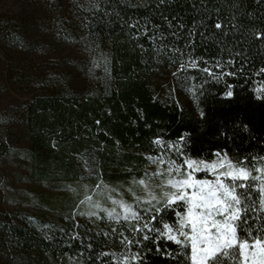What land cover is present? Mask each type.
Listing matches in <instances>:
<instances>
[{
  "label": "trees",
  "instance_id": "1",
  "mask_svg": "<svg viewBox=\"0 0 264 264\" xmlns=\"http://www.w3.org/2000/svg\"><path fill=\"white\" fill-rule=\"evenodd\" d=\"M258 31L264 32V0H0V86H10L18 100L0 119L13 133L2 130L0 157L20 159L22 181L76 196L59 211L42 200L33 211H0V264H115L97 255L119 252L128 224L103 213L100 220L80 216L88 205L80 204L85 194L77 196L76 188L85 183L86 194L104 207L111 203L105 185L121 200L130 192L121 196L120 189L138 186L133 199L146 201L131 202L138 212L165 200L171 190L138 195L141 179L154 180L157 164L147 156L161 154L156 137L174 142L186 133L183 147L192 158L211 161L220 152L252 174L253 165L264 168V160H252L264 156V99L252 91L264 89V73L255 75L264 67ZM189 57L201 58L200 68L205 60L211 66L216 58H232L230 70H242L218 83H205L206 74L195 69L173 77ZM189 76L202 85L196 99ZM226 84L233 86L231 98L222 95ZM194 175L214 179L204 170ZM97 185L104 190L94 194ZM182 203L163 210L153 226L174 225ZM73 208L75 220H65ZM248 215L249 224L264 227L259 214ZM144 243L132 246L140 259L129 264H191L176 256L173 242Z\"/></svg>",
  "mask_w": 264,
  "mask_h": 264
},
{
  "label": "snow or ice",
  "instance_id": "2",
  "mask_svg": "<svg viewBox=\"0 0 264 264\" xmlns=\"http://www.w3.org/2000/svg\"><path fill=\"white\" fill-rule=\"evenodd\" d=\"M160 2L163 3L164 0ZM129 27H135V25H129ZM214 27L220 29L221 22L217 21ZM254 36L259 40L264 36V32H255ZM170 51L175 53L177 50L173 48ZM198 59L201 58L189 57L180 63V66L172 73L173 77L179 79L177 74L181 71L188 72L195 69L206 74L205 83L207 78L218 83L224 77H234L238 71L242 70V68L230 70L235 63L232 58L227 60L216 58L211 66L205 60L203 68L199 67ZM172 63H175V60ZM262 73H264V67H261L255 75ZM187 79L193 81L188 87V92L192 94L193 99H196L198 95L202 96L204 93L199 90L202 85L195 82L196 77L189 76ZM226 89L222 95L227 98L233 97V86L226 84ZM252 91L257 99H264V89L261 86L254 87ZM199 115L204 117V111H199ZM95 123L99 124L100 121L97 120ZM244 130L247 131V128L245 127ZM186 138L185 133L180 134L174 142L165 141L160 137L152 141L161 146V154L149 155L147 160L153 164L158 162L159 165L165 166L164 171L157 167V171L152 175L162 177L167 186L175 189L170 194H165V200L153 203L144 208L143 212H138L134 210L132 203L114 199L109 195L107 198L111 203L119 207L117 211L116 207H102L100 201L94 200L92 195H84L80 204H87L90 210L79 212L80 216L95 217L100 220L102 217L99 213H103L109 221L128 224L130 233L125 235L121 231L119 252L102 251L97 255V260L110 256L115 264H129L130 261L140 259L137 252L132 251L133 245L139 247L143 244L147 247L144 242L155 245L160 240H166L178 246L177 257L182 256L185 261L190 259L191 264H264V227L256 228L254 224H249L252 217L248 215L249 213L259 214L258 219L264 224V168L253 165L256 174H252L250 168L237 166L227 154L221 156L220 152H215L214 155L218 158L211 161L192 158L184 151ZM52 147H55V144ZM169 153L173 155H168ZM246 159H241L239 164L243 165ZM257 159L264 160V156L252 157L253 161ZM202 170L210 173L214 179H197L194 173ZM225 178L231 183H227ZM139 183L144 184L145 180L141 179ZM99 187L100 185H97L92 192L95 194V190ZM105 187L109 193L115 191V189H109L107 185ZM257 192L258 195H256ZM135 202L136 204L146 203L137 198ZM176 202H183L184 210L174 211L175 224L162 222V228L153 226L152 221L156 220L163 210L173 208ZM76 211V208H73V215L66 216L65 220H75ZM144 213H154V215L149 220ZM29 219L32 218L29 217ZM43 227L47 229L49 226L45 224ZM61 231L63 232L64 229ZM104 235L107 236L108 233L105 232ZM72 237L78 238V234L73 232ZM46 238L51 239L50 236ZM88 246L91 248V244ZM188 246H190V252L185 251Z\"/></svg>",
  "mask_w": 264,
  "mask_h": 264
},
{
  "label": "rangeland",
  "instance_id": "3",
  "mask_svg": "<svg viewBox=\"0 0 264 264\" xmlns=\"http://www.w3.org/2000/svg\"><path fill=\"white\" fill-rule=\"evenodd\" d=\"M18 102L16 98V94L11 90L10 86H0V119L5 115H8L12 112L13 106ZM6 126V127H5ZM13 134L11 131L10 125L3 124L0 121V135ZM168 155H173L169 153ZM156 168L154 169V173L157 171V167L164 171V165H159L156 163ZM23 172V169L20 165V159L16 156L11 157L9 160H2L0 157V211L1 212H12L14 210H24V211H33L32 205L34 202L43 201L44 204L49 207V209L63 210L68 208L71 205V202L76 199V196H68L67 192H58V191H48L44 187L39 186L38 184L32 182H25L21 180L20 174ZM154 176V180H150L149 182L143 184L141 187V193L138 195L145 196V194L149 191H153L154 195L158 196L160 193H164L165 191L171 190V192L175 191V189L167 186L164 182V179L160 176ZM161 182V183H160ZM228 183V182H227ZM230 183V182H229ZM85 183H83L84 185ZM79 186L76 188V194L79 196V192L86 194L85 191L87 188L84 186ZM135 187L130 184L124 186L123 189H120L121 196L130 192V196L127 195L126 198L130 203L135 200L132 197V193L135 190ZM170 188V189H169ZM85 189V190H84ZM137 189V188H136ZM104 190L102 188L98 189V192ZM191 191V190H190ZM104 193L110 195L108 190L104 191ZM112 193V192H111ZM98 194V193H97ZM129 196V197H128ZM119 199V198H116ZM101 199L99 198L98 201ZM121 200V199H120ZM106 201V200H105ZM107 202V201H106ZM101 203V202H100ZM102 205V203H101ZM103 207V206H102ZM104 207L112 208L116 207L112 203H105ZM88 211L89 207L80 208L79 211ZM92 210V209H91ZM78 211V212H79ZM119 211V208H117ZM37 212V211H34ZM101 214V213H99ZM2 216V215H0Z\"/></svg>",
  "mask_w": 264,
  "mask_h": 264
}]
</instances>
